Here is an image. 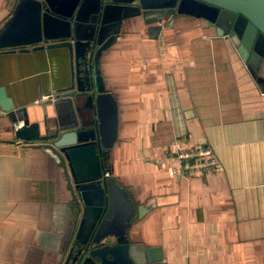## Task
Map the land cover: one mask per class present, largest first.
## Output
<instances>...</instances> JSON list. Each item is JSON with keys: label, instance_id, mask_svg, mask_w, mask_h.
I'll return each mask as SVG.
<instances>
[{"label": "crops", "instance_id": "obj_1", "mask_svg": "<svg viewBox=\"0 0 264 264\" xmlns=\"http://www.w3.org/2000/svg\"><path fill=\"white\" fill-rule=\"evenodd\" d=\"M20 3L0 0V34L9 29L0 87L35 120L69 91L76 67L68 49L32 44L26 9L12 20ZM99 65L115 127L104 166L132 210L129 240L162 248L165 264H264V87L234 43L204 19L134 18ZM19 125L0 116V264H60L76 219L68 176L96 180L103 163L96 147H82L67 172L50 151L17 139ZM175 141L211 149L221 171L184 172ZM95 191L78 219L87 237L104 208Z\"/></svg>", "mask_w": 264, "mask_h": 264}, {"label": "water", "instance_id": "obj_2", "mask_svg": "<svg viewBox=\"0 0 264 264\" xmlns=\"http://www.w3.org/2000/svg\"><path fill=\"white\" fill-rule=\"evenodd\" d=\"M24 8L32 44L68 49L75 60L76 78L69 91L48 99L43 114L34 115L35 120L26 108L16 109L6 89L0 87V116L7 114L14 125L20 123L16 138L50 151L67 172L71 153L82 147H96L103 163L102 175L96 180L74 184L68 176L76 219L60 264H165L162 248L146 247L126 236L132 210L104 166L115 127L100 59L126 21L142 18L154 26L175 15L191 16L206 20L219 37H228L253 78L264 87V0H21L13 21ZM8 31L0 35L7 36ZM96 189L103 195L104 208L87 237L84 220L77 230L78 219L86 211L85 197ZM123 220L127 223L120 227V234L109 231ZM110 236L116 239L111 245L106 244Z\"/></svg>", "mask_w": 264, "mask_h": 264}, {"label": "built area", "instance_id": "obj_3", "mask_svg": "<svg viewBox=\"0 0 264 264\" xmlns=\"http://www.w3.org/2000/svg\"><path fill=\"white\" fill-rule=\"evenodd\" d=\"M172 148L176 152L181 170L186 173L206 174L219 173L221 171L218 160L211 149H190L182 146L179 141L173 142Z\"/></svg>", "mask_w": 264, "mask_h": 264}, {"label": "rangeland", "instance_id": "obj_4", "mask_svg": "<svg viewBox=\"0 0 264 264\" xmlns=\"http://www.w3.org/2000/svg\"><path fill=\"white\" fill-rule=\"evenodd\" d=\"M130 10H132L133 11V9L132 8H129ZM190 17V16H189ZM194 18V17H193ZM124 196H126L125 194H124V192H122V191H120Z\"/></svg>", "mask_w": 264, "mask_h": 264}]
</instances>
